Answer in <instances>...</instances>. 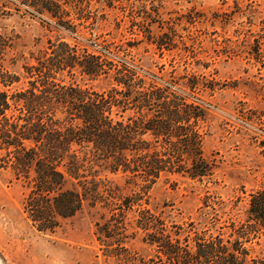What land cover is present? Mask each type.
<instances>
[{
	"label": "rangeland",
	"instance_id": "1",
	"mask_svg": "<svg viewBox=\"0 0 264 264\" xmlns=\"http://www.w3.org/2000/svg\"><path fill=\"white\" fill-rule=\"evenodd\" d=\"M34 1L0 0V67L18 78L15 88L25 86L24 70L57 41L94 54L106 45L131 47L132 56L122 58L139 76L160 85L195 77L202 86L186 97L204 111L202 154L212 174L200 180L166 175L142 197L129 196L134 186L127 178L109 176L121 194L105 197L107 205L85 200L49 232L26 214L27 186L1 160L0 264H129L156 257L131 225L127 202L187 243L212 237L224 255L235 254V264H264V228L251 225L247 212L250 195L264 191V0H52L63 11L58 21L31 8ZM59 78L94 92L110 87L106 78L77 72Z\"/></svg>",
	"mask_w": 264,
	"mask_h": 264
},
{
	"label": "trees",
	"instance_id": "2",
	"mask_svg": "<svg viewBox=\"0 0 264 264\" xmlns=\"http://www.w3.org/2000/svg\"><path fill=\"white\" fill-rule=\"evenodd\" d=\"M43 1L30 7L63 19L58 3ZM108 46L94 54L57 41L24 70L22 88L14 87L15 74L0 67V161L27 186L24 210L40 231L53 230L56 219L72 217L87 199L107 205L121 194L109 176L127 178L134 186L129 196L142 197L166 175L200 180L212 174L202 154L204 111L186 97L204 91L196 78L157 84L123 59L132 56L131 47ZM65 71L106 78L110 87L94 92L65 85L59 78ZM125 205L134 214L131 225L157 254L129 264H235V254L224 255L215 238L187 243L137 202ZM247 212L251 225L264 228V191L250 195Z\"/></svg>",
	"mask_w": 264,
	"mask_h": 264
}]
</instances>
